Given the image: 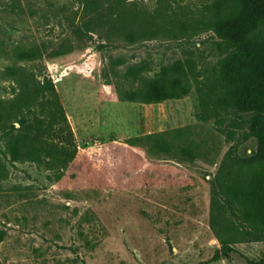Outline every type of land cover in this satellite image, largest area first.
I'll list each match as a JSON object with an SVG mask.
<instances>
[{
	"label": "rangeland",
	"instance_id": "374dc122",
	"mask_svg": "<svg viewBox=\"0 0 264 264\" xmlns=\"http://www.w3.org/2000/svg\"><path fill=\"white\" fill-rule=\"evenodd\" d=\"M224 1L239 39L263 28L248 15L264 19V0ZM222 2L0 0V99L17 93L11 72L51 78L77 145L66 167L44 152L19 160L0 131V264H264V45L191 26ZM141 28L153 32H120ZM179 60L199 72L188 96L119 99L116 86ZM229 77L231 104L204 113L196 85L209 96ZM219 236L235 242L214 260Z\"/></svg>",
	"mask_w": 264,
	"mask_h": 264
},
{
	"label": "trees",
	"instance_id": "16d2710c",
	"mask_svg": "<svg viewBox=\"0 0 264 264\" xmlns=\"http://www.w3.org/2000/svg\"><path fill=\"white\" fill-rule=\"evenodd\" d=\"M225 1L217 9L208 7L207 17L195 20L191 26L197 30L198 25L213 27L217 34L231 43L251 45L258 41L264 45V19L256 21L252 14L248 15L249 31L259 25L258 32L239 39L241 23L234 19L232 13L224 10ZM100 21L109 20L105 16H98ZM179 26L187 29V23L180 19ZM180 30V29H179ZM130 39L136 36H149L153 30L148 28L121 30ZM17 85V93L12 99H0V131L8 139V151L15 159H39L42 152L53 158L54 161L66 167L77 154V145L73 130L67 119L66 111L56 91L51 78H45L41 83L35 84L31 80L20 79L11 72ZM137 74L136 68H130L128 75ZM199 75L195 65L189 60H179L170 66L161 69L158 76L143 79L136 89L127 90L116 86L117 95L122 101L154 103L168 99H179L188 96L194 87V80ZM211 95L207 96L196 85L203 112H208L210 105L216 109H223L231 104L235 93V81L229 77L227 80H214ZM206 114H204L205 116ZM19 123V126L15 124ZM52 139V141H51ZM56 140V141H55ZM46 144V147L42 145ZM231 194L249 209L258 207L257 200L240 189L231 187ZM258 204V205H256ZM212 228L216 229L214 218L211 220ZM259 228V225H258ZM221 248L215 253L214 260L221 257H230V243L234 239L219 236ZM264 263V259L261 261Z\"/></svg>",
	"mask_w": 264,
	"mask_h": 264
}]
</instances>
